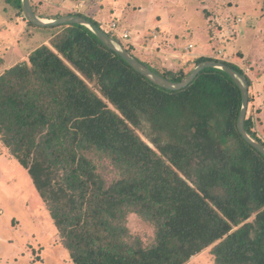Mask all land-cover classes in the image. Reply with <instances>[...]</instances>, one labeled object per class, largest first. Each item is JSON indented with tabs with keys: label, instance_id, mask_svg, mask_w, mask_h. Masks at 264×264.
<instances>
[{
	"label": "trees",
	"instance_id": "trees-1",
	"mask_svg": "<svg viewBox=\"0 0 264 264\" xmlns=\"http://www.w3.org/2000/svg\"><path fill=\"white\" fill-rule=\"evenodd\" d=\"M7 1L23 14L22 0ZM45 28H57L51 43L0 74V141L28 170L73 263L188 264L211 247L215 264H264V155L239 131L234 79L209 67L170 90L87 26ZM216 60L248 79L245 126L264 144L252 78ZM143 62L173 81L192 71ZM130 214L154 226L152 243L130 233Z\"/></svg>",
	"mask_w": 264,
	"mask_h": 264
},
{
	"label": "rangeland",
	"instance_id": "rangeland-1",
	"mask_svg": "<svg viewBox=\"0 0 264 264\" xmlns=\"http://www.w3.org/2000/svg\"><path fill=\"white\" fill-rule=\"evenodd\" d=\"M78 1L73 0L74 5ZM90 4L92 13L100 9L104 22L96 20V15L86 14L88 17L120 37L135 56L159 71L172 69L135 52L130 42L167 44L169 50L174 48L191 58L192 54L209 55L237 64L253 80V111L264 108V81H258V76L264 74V0H90ZM23 14L7 0H0V74L27 59L40 45L50 44L53 34L49 32L57 31L30 25ZM113 21L119 25L114 31L110 27ZM125 30L130 35L127 39L121 36ZM184 66L186 72L194 68ZM141 134L150 141L144 132ZM127 224L130 233L140 237L144 244L154 241V226L137 214H130ZM0 264H74L28 170L1 141ZM188 264H215L211 247Z\"/></svg>",
	"mask_w": 264,
	"mask_h": 264
},
{
	"label": "water",
	"instance_id": "water-1",
	"mask_svg": "<svg viewBox=\"0 0 264 264\" xmlns=\"http://www.w3.org/2000/svg\"><path fill=\"white\" fill-rule=\"evenodd\" d=\"M23 13L25 18L41 27L58 26L63 24H81L87 26L91 29L97 36L102 40V42L108 46L110 49L121 55L127 62H129L137 71L148 77L150 80L156 84L170 89V90H180L188 86L197 75L206 68L216 67L227 72L234 81L238 84L240 90L242 91L243 104L238 120V128L242 136L259 152L264 155V144L252 138L246 130V117L249 108V82L244 74L238 70L230 67L228 64L218 61L216 59H209L198 63L192 71L181 81H173L160 73L154 71L143 61L134 56L124 44L117 38L110 35L103 28L90 21L85 16L80 14H67L55 19H46L41 17L32 6L31 0H22Z\"/></svg>",
	"mask_w": 264,
	"mask_h": 264
},
{
	"label": "crops",
	"instance_id": "crops-1",
	"mask_svg": "<svg viewBox=\"0 0 264 264\" xmlns=\"http://www.w3.org/2000/svg\"><path fill=\"white\" fill-rule=\"evenodd\" d=\"M32 6L34 7V10L43 18L46 19H55L59 16L71 14V12H79L83 14H87L90 16H95L96 20L103 21V19L100 18V12L92 13V5L90 4V0H79L77 4L74 5L73 0H31ZM91 12V13H90ZM210 21V17L208 18ZM115 22V21H113ZM160 24H163L162 20L160 21ZM111 25V24H110ZM165 25V24H163ZM119 26V25H118ZM163 28H167L166 25L163 26ZM124 32H128V30H125ZM123 32V33H124ZM49 33L55 34L54 31H50ZM122 33V34H123ZM129 33V32H128ZM167 38V36H166ZM211 40V38H209ZM135 49V52L143 53V56L145 58L149 59L150 61H153L157 63L158 61L162 64V66H168L170 69L179 68L186 65L192 60L195 59L196 55L192 54V58L189 54H182L178 53L176 49H168L166 47L167 44H158L153 46H148L143 40H137L130 42ZM188 47H192V44L188 45ZM185 46V49L188 48ZM201 54H207V53H201ZM198 55V54H197ZM194 58V59H193ZM264 81V74L258 76V81L260 80ZM255 116L254 120L256 121V128L258 130V133L261 137L264 136V108H255Z\"/></svg>",
	"mask_w": 264,
	"mask_h": 264
},
{
	"label": "built area",
	"instance_id": "built-area-1",
	"mask_svg": "<svg viewBox=\"0 0 264 264\" xmlns=\"http://www.w3.org/2000/svg\"><path fill=\"white\" fill-rule=\"evenodd\" d=\"M238 21H241V18L238 19ZM111 29L114 31L118 28V23L117 22H112L110 25ZM122 38L127 39L130 37L128 32H124L123 34H121Z\"/></svg>",
	"mask_w": 264,
	"mask_h": 264
}]
</instances>
